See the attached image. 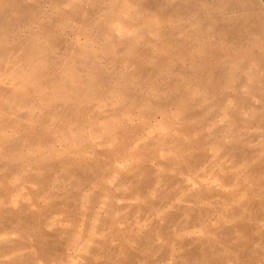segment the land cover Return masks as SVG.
<instances>
[{
  "label": "bare ground",
  "instance_id": "1",
  "mask_svg": "<svg viewBox=\"0 0 264 264\" xmlns=\"http://www.w3.org/2000/svg\"><path fill=\"white\" fill-rule=\"evenodd\" d=\"M256 153L264 0H0V264H264Z\"/></svg>",
  "mask_w": 264,
  "mask_h": 264
},
{
  "label": "rangeland",
  "instance_id": "2",
  "mask_svg": "<svg viewBox=\"0 0 264 264\" xmlns=\"http://www.w3.org/2000/svg\"><path fill=\"white\" fill-rule=\"evenodd\" d=\"M244 89H245V87H241L240 88V91H244ZM253 132H255V133H257L256 131H253ZM258 156V157H257ZM256 157L257 158H255L256 160H259V161H261L262 160V162H264V155L262 154V155H260V154H258V153H256ZM227 159L228 158H226L224 161H227ZM243 166L241 165V168H242ZM202 174V175H201ZM199 175H201L200 177H202V178H198L199 177ZM207 176V177H205V176ZM185 178H189L190 180H192V178L194 177V178H198V179H200L201 181H203V182H205V183H208V180H209V177L210 176H208L207 174H204V172H198V173H196V174H194L193 176H184ZM207 179V180H206ZM210 181V180H209ZM24 186V187H23ZM23 186H21V188H20V194L22 195V194H27V192H30V188H31V186L29 185V184H23ZM26 189H28L27 191H24V190H26ZM22 192V193H21ZM19 196V194H14V197L15 196ZM22 198H23V195L21 196ZM149 197V198H148ZM154 198L155 199H157L158 198V195H156V196H153V194H152V196H151V194L150 195H147V196H144V197H142V198H132V199H130V201H131V203H133V204H137V205H141V206H143V207H145V208H143L142 210H143V212H144V210L147 208H149L148 210H149V212H147V209L145 210V213L143 214V212L142 213H140V214H142L143 215V217L141 218L140 216L139 217H137L136 219V225H138L139 224V222H137V221H141L140 222V225H143V226H151V225H153V224H157V223H155V222H158V223H162L163 222V220L161 219V216H166V214H168L170 211H169V209H159V208H157V209H154L155 207H153V202L155 201V202H157L156 200H154ZM14 199H17L16 197L14 198ZM151 199V200H150ZM143 202H142V201ZM148 200V201H147ZM150 200V201H149ZM150 203L149 205H147L146 203ZM138 203H141V204H138ZM144 204H145V206H144ZM156 205H157V203H155ZM151 205V206H150ZM152 209H151V208ZM152 211H151V210ZM154 209V210H153ZM157 210V211H156ZM161 210V211H160ZM160 211V212H159ZM146 212H147V214H146ZM152 212H153V214H152ZM163 212V213H162ZM150 213V214H149ZM159 214V215H158ZM145 218V219H144ZM163 218V217H162ZM141 219V220H140ZM143 219V220H142ZM154 221V222H153ZM138 223V224H137ZM93 242H94V240L92 239V238H90V241H88L87 243H86V246H84V248H83V251H82V254L83 255H85V256H87V255H90V252H91V247L92 246H90L89 247V245H91V243L93 244ZM90 249V250H89ZM161 250H162V248H161ZM161 250H157V251H155L154 252V254H152V256L151 255H149V254H147V258H145V261L147 262V264H152L153 263V261H154V263L153 264H158V262L157 261H159V259L160 258H158V257H161V255L159 256V254H161L162 253V251ZM159 251V252H158ZM158 252V253H157ZM89 253V254H88ZM157 253V254H156ZM158 255V256H157ZM146 257V256H145ZM149 257H150V259H149ZM151 260V261H150ZM156 262V263H155ZM171 263V261H170V259H168L167 261H166V263Z\"/></svg>",
  "mask_w": 264,
  "mask_h": 264
}]
</instances>
